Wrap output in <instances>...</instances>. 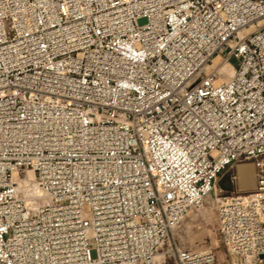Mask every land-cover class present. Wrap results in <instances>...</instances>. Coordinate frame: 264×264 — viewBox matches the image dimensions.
I'll use <instances>...</instances> for the list:
<instances>
[{
    "label": "built area",
    "instance_id": "2783aa9c",
    "mask_svg": "<svg viewBox=\"0 0 264 264\" xmlns=\"http://www.w3.org/2000/svg\"><path fill=\"white\" fill-rule=\"evenodd\" d=\"M263 18L264 0H0V264H217L174 230L247 160L252 189L214 188L217 229L228 264H264Z\"/></svg>",
    "mask_w": 264,
    "mask_h": 264
},
{
    "label": "rangeland",
    "instance_id": "374dc122",
    "mask_svg": "<svg viewBox=\"0 0 264 264\" xmlns=\"http://www.w3.org/2000/svg\"><path fill=\"white\" fill-rule=\"evenodd\" d=\"M230 62L236 66L237 60L231 58ZM241 163L252 162L250 160L238 162L232 168L221 171L213 181V188L205 195L202 204L189 209L174 230L175 238L181 247L197 251L211 248L215 252L217 264H228V259L217 229L214 188L225 192H242L252 189L239 188L237 179L233 182L229 180L230 173L236 172V166Z\"/></svg>",
    "mask_w": 264,
    "mask_h": 264
},
{
    "label": "bare ground",
    "instance_id": "6f19581e",
    "mask_svg": "<svg viewBox=\"0 0 264 264\" xmlns=\"http://www.w3.org/2000/svg\"><path fill=\"white\" fill-rule=\"evenodd\" d=\"M263 23H264V18L258 20L257 22L258 25ZM251 28H253V26H251L248 30H250ZM219 62H220V58L218 56L214 57L213 64L217 65ZM219 68L223 80H227L231 77L233 73V68L229 63H222L219 65ZM236 175H237V183L239 188H253L255 186L254 167L252 163H241L237 165ZM32 179H33V174L31 171H29L27 173V178L23 181V184L24 185L28 184L27 182H29Z\"/></svg>",
    "mask_w": 264,
    "mask_h": 264
},
{
    "label": "crops",
    "instance_id": "0c3cea01",
    "mask_svg": "<svg viewBox=\"0 0 264 264\" xmlns=\"http://www.w3.org/2000/svg\"><path fill=\"white\" fill-rule=\"evenodd\" d=\"M236 169H237V166H236ZM249 189V188H248Z\"/></svg>",
    "mask_w": 264,
    "mask_h": 264
}]
</instances>
